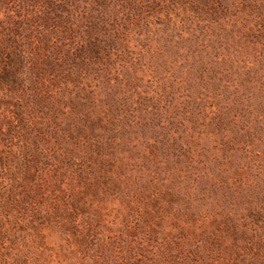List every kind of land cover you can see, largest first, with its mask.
Here are the masks:
<instances>
[{
	"label": "rangeland",
	"instance_id": "1",
	"mask_svg": "<svg viewBox=\"0 0 264 264\" xmlns=\"http://www.w3.org/2000/svg\"><path fill=\"white\" fill-rule=\"evenodd\" d=\"M39 7L0 0V20L15 24ZM67 8V24L39 29V56L66 61L43 73V88L61 76L53 89L62 101L43 92L42 107L21 114L0 102V131L18 130L0 132V156L9 152L6 163L26 179L15 190L18 211L0 228V264H264V0H70ZM53 128L66 134V157L79 139L94 153L88 189ZM27 129L45 139L38 163L25 166L15 156L32 144ZM55 178L63 192L47 190L39 208H63L68 219L35 221L23 193ZM78 193L73 204L84 213L75 223ZM0 197L10 206L3 188Z\"/></svg>",
	"mask_w": 264,
	"mask_h": 264
},
{
	"label": "trees",
	"instance_id": "2",
	"mask_svg": "<svg viewBox=\"0 0 264 264\" xmlns=\"http://www.w3.org/2000/svg\"><path fill=\"white\" fill-rule=\"evenodd\" d=\"M27 1H29V3H32V4L34 3V5L40 6L39 10L36 11V13L34 14H30L31 16L29 15L30 17L28 19L22 18L20 20L21 22H17L15 24L12 23L11 25L7 23H2V21L0 20V92L4 91L3 94L4 95L6 94L5 98L0 96V102L6 101L3 104L7 106V108L9 109L15 108L20 111V114L24 109H27V111L35 109L34 107L31 106L32 103L34 102H38V105L40 102L41 107H42L43 92L51 95V99L49 101L53 100L52 104H54L55 102L62 101V100L57 101V99L56 101H54L55 98H59V96L58 97L54 96V93L56 92V90L53 89L55 87L57 88V86L59 85L61 76L58 75V73H56V75L53 76L52 78L53 81L51 82L50 85H49L48 79H45L46 85L43 88V75L45 74L44 71L48 74V69L59 71V67H61L60 64L65 65L66 61L62 60L59 57L60 56L58 54L59 52L53 53L51 51L53 54L49 52V54L45 56L44 59L43 57L41 58L39 56L40 53L43 54V45H45L44 39H43V32H39V29L43 31V22L45 23L44 25H47V23H50V24L56 25L57 27H59L58 23L60 22L67 24L68 23L67 18L71 14V12L67 8L69 6L70 0H27ZM42 3L47 8L44 13H43V9H41V7H43L41 6ZM22 22H25V24H23ZM34 22L39 23L38 29L33 24ZM24 26L35 27V30L37 32H20L18 29H22L24 28ZM63 26L64 25H62L61 28H63ZM64 28H66V26ZM49 43L54 45L55 41L53 40V41H50ZM80 51H81L80 52L81 55L88 54V55H93L96 58H98L99 52H97L96 50H92V51L80 50ZM49 55H51L52 57ZM76 58L77 57L75 56V53H72V54L69 53V59L75 60ZM28 65L30 67H27ZM27 68L31 70L30 74L24 71ZM32 70H36L35 74H33L34 72ZM66 74L67 76L69 75V78L71 76L74 77L73 70L68 71V73L65 72V77H66ZM17 95H20V96L18 97ZM56 95H57V92H56ZM6 98L8 100H6ZM34 99H37V100H34ZM16 102H19V103L22 102L23 106L22 107L19 106L18 104H16ZM32 112L33 111H31V113ZM31 113H28V112L24 113L22 114V117L26 120L25 121L26 124H28V126L30 125V128L34 130V128L36 127L34 126V124L36 123H34L35 121L34 122H32V120L30 121ZM52 122L53 120L51 119V123ZM53 123H56V122L54 121ZM84 126L85 125H78V132L84 133L86 131L85 130L86 128ZM11 127H13V129L7 130L9 132L8 134L7 132L4 133L0 131L2 132L1 134L3 137H7L11 134L12 136H14L15 132L18 131L16 130V127L14 126H11ZM37 131H40V130H37ZM29 132L30 134H32L31 146H28V145L25 146V149L22 151L23 154L21 156H18V155L15 156V158L17 159L19 158L20 160L24 159L25 166L29 164V162L37 164L38 159L41 156H43V144L42 143L45 138H42L41 136H39L37 132L34 133L32 131H28L27 129L26 134L28 136H30ZM59 132H60V128L58 130H54L53 128L52 135L55 140L59 141V147L63 145V148L61 147V150H60L62 152V157L65 156L64 160L67 159V162H69L70 164L68 165V167L71 168V170H73V172H75L78 175V177H80L84 181L87 180V183H89L90 178H87V174L89 175L88 171H90V168L88 166V161H91L89 160V158L92 159L91 155H93L94 153L90 154L86 152L85 151L86 148L82 144L84 142L80 141L81 139H79V142H76V144L78 145V150H76L74 158H72L73 156L71 158L66 157V155H68L69 152L72 150L66 147V144H64L65 139H66V134L63 135V132L62 134L61 132L60 133ZM66 132L70 134L69 131H66ZM40 133L42 135V132ZM26 134H23L22 138H25ZM17 138L21 139L20 136H18ZM76 141H77V138H76ZM66 150L68 151L65 152ZM1 153L2 154L0 156V170L2 174H0V177H1L0 182H2V180L6 182L8 179L12 181L11 182L12 184H9L6 187L0 186V194H1V189L3 188L4 190L7 191L8 200L11 201L10 206L6 204L0 206V228H6L7 230L8 227H6L5 224L9 223L11 219L10 212L18 211L17 209L14 210V208H12L14 207L13 205L19 203V201L16 200L17 192H15V190L17 189L18 186H19V189L26 187L24 185V182L26 179H24V177L21 178L18 172L17 174H15L16 173L15 170L13 168H10L9 164L6 163L8 162L7 161L8 157L6 156V154H8L9 152H1ZM70 153L72 154V152ZM26 154H28V157L26 156ZM31 158H34V159H31ZM102 163L103 162H101V164ZM104 164L107 168L109 167L111 168L110 166L111 164L109 162L106 161V163ZM54 167L56 168L55 165ZM5 172H8V173L5 174ZM55 179L56 180H53L52 181L53 183H51L53 186H47V188L46 187L42 188L41 186H38L37 191H33L32 186H29L28 190H31L33 192L23 193V200L26 202V204H31L32 202V206L34 209L32 210L30 209V210L32 213H34L33 218H35V221H42V220L44 221L47 218L46 220H49L53 224V223H57L60 219L65 218L64 214L59 215V213L63 211V208H61L62 209L61 210L56 207L49 214L46 212H43L39 208V204L41 203L40 199L44 200L46 197L51 196L50 193L47 194V190L51 191V193L63 192L61 189L62 184L59 183V181H61V178H55ZM100 180L102 179H99V182H102ZM87 183H86V186L83 187V189L85 190L88 189V187H90L93 184V183H89V184ZM113 184L114 182H112L110 179L107 181V187L110 190ZM95 186L96 185H94L93 187ZM82 193L85 194V191H83ZM78 194L79 196H77L76 200L74 196L71 197L72 203L70 202V204L72 205V208L69 209V214H70L69 219L74 218L73 220L75 223L76 222L78 223V219H77L78 216H75V214H79L81 212V209L78 206H75L76 204H78L79 202L78 198L81 195L80 193ZM1 202H2V197H0V203ZM74 202L76 204H73ZM52 203H54V201L51 202V204ZM35 206H37L38 208H35ZM22 210L29 211V209L25 207H22ZM81 213H84V212H81ZM23 214L25 213L23 212ZM41 215H42V218H41ZM65 219H68V218L66 217ZM60 222L61 221H59V223Z\"/></svg>",
	"mask_w": 264,
	"mask_h": 264
}]
</instances>
